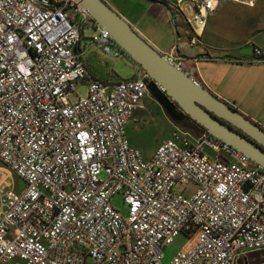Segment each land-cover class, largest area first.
<instances>
[{"label":"built area","instance_id":"1","mask_svg":"<svg viewBox=\"0 0 264 264\" xmlns=\"http://www.w3.org/2000/svg\"><path fill=\"white\" fill-rule=\"evenodd\" d=\"M150 1L177 37L181 22L190 47L204 44L222 3L257 2ZM85 26L109 60L133 61L76 0H0V162L24 182L0 191V264H250L264 255V167L178 126L145 158L127 125L150 78L141 68L116 83L94 78ZM165 56L188 69L176 48ZM82 81L87 95L73 103ZM119 193L126 218L112 204ZM180 236L189 243L164 263Z\"/></svg>","mask_w":264,"mask_h":264},{"label":"water","instance_id":"2","mask_svg":"<svg viewBox=\"0 0 264 264\" xmlns=\"http://www.w3.org/2000/svg\"><path fill=\"white\" fill-rule=\"evenodd\" d=\"M76 1L147 73L149 95L170 121L181 124L189 117L212 136L264 167L263 127L196 80L194 70H183L169 61L113 6L104 0Z\"/></svg>","mask_w":264,"mask_h":264},{"label":"rangeland","instance_id":"3","mask_svg":"<svg viewBox=\"0 0 264 264\" xmlns=\"http://www.w3.org/2000/svg\"><path fill=\"white\" fill-rule=\"evenodd\" d=\"M104 1L113 6L119 13L129 19V21L133 22V25L139 31H144L150 36L151 33H154L162 40V42L169 43L170 46L174 44V26L171 24L173 26L172 28L168 22H164L162 17L158 15L157 9H162L159 4L153 3L150 0ZM217 10L214 15L210 16L208 27L217 30L218 34L231 35L234 33L231 30L239 32L240 28H246L247 25L251 26L256 24L259 20L261 21L264 18V0H257L254 7H246L233 2H224L220 9ZM83 30L84 38L81 43L82 48H87L89 46V49L83 54V58L85 56L87 58L91 54H94L92 61L94 63H101L102 69L113 74L115 79H129L132 77L136 65L133 61L128 57H120L114 62L109 60L93 45L91 38L97 36V31L95 29H90L88 26H85ZM196 67L198 68V71L200 70L202 72V74L204 73V70L206 72L210 70L209 66L199 62ZM86 84V81H82L78 84L76 92L69 97L71 102L74 103L78 98L87 95ZM144 102L146 103V107L141 111L142 115L138 112V116H140L139 119L137 120V117H135V120L127 126V136L129 142L138 148L145 158H149L152 156L151 154H153L156 147L163 140L170 137L173 126L168 117L165 118V122L160 121L159 119L156 120L157 115L155 112L161 111L162 109L149 94L146 96ZM244 115L246 116V114ZM247 117L254 121V118L251 116L247 115ZM261 117L262 120H264V115ZM259 125L264 128L263 125ZM191 126H193V124L183 127L190 129ZM194 134H198V132H194ZM9 184H15L17 191L22 190L24 187L23 180L14 174L5 164L0 162V191ZM181 192H184V190L180 189L179 193ZM112 204L113 207L119 211L121 216L124 218L128 216V206L124 203L122 193L113 197ZM188 243L189 242L185 240L183 236L176 239L172 245L166 248L164 263L170 261L172 256ZM257 260H260L259 263H256V260H253L251 264H264V255ZM88 264H93V262L89 261Z\"/></svg>","mask_w":264,"mask_h":264},{"label":"crops","instance_id":"4","mask_svg":"<svg viewBox=\"0 0 264 264\" xmlns=\"http://www.w3.org/2000/svg\"><path fill=\"white\" fill-rule=\"evenodd\" d=\"M220 7L218 9H220ZM157 10L158 15L162 17L163 21L171 25L168 21L165 9L162 8ZM129 22L132 25L134 24L131 21ZM171 27L173 28L172 25ZM182 27L181 22H178L180 33L178 37L173 28L175 42L171 46L169 43L162 42L154 33H151L150 36L144 31L140 32L164 54L176 48L179 54L185 58L188 69L194 70V77L196 80L204 84L216 96L239 110L242 114L251 116L254 118V122L264 126V120H262L261 117L264 115V63L256 62L254 53L255 48L264 51V18L261 21L259 20L256 24L251 26L247 25L246 28H240L239 32L231 30L234 32L231 35L218 34L217 30L207 25L203 37L204 44L198 47H190L188 45ZM93 57L94 54H91L89 57L86 58L85 56L83 58L92 76L111 83L118 82L119 79H115L113 74L102 69L101 63H94L92 61ZM195 59L197 61H195ZM198 62L209 66L210 70L208 72L204 70L202 74L196 67ZM138 71L139 66L136 64L132 77L135 76ZM145 107L146 103L144 102V107L135 111V116L131 118L128 125L135 120V117H137V120L139 119L140 116H138V112L142 115L141 111H143ZM155 113L157 115L156 120L159 119L165 122L164 120L167 116L164 114L163 110L156 111ZM172 126L174 125L172 124ZM255 255L257 258L263 256L258 254Z\"/></svg>","mask_w":264,"mask_h":264},{"label":"flooded vegetation","instance_id":"5","mask_svg":"<svg viewBox=\"0 0 264 264\" xmlns=\"http://www.w3.org/2000/svg\"><path fill=\"white\" fill-rule=\"evenodd\" d=\"M171 123L174 125V126H178V127H181V128H185L183 126H186V125H189V124H193V126H191L190 129L194 130V132H201V131H205L204 128L200 127L197 123H195L194 121H191L189 119V117H185L182 121L181 124H177V123H174L171 121ZM189 129V128H188Z\"/></svg>","mask_w":264,"mask_h":264}]
</instances>
